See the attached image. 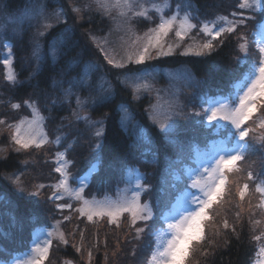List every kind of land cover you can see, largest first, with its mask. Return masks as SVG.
Here are the masks:
<instances>
[{"label":"trees","instance_id":"1","mask_svg":"<svg viewBox=\"0 0 264 264\" xmlns=\"http://www.w3.org/2000/svg\"><path fill=\"white\" fill-rule=\"evenodd\" d=\"M57 1L64 4V0ZM186 1L198 9V19L214 20L216 14L234 19L231 13L237 12L238 16L235 19H244V24L238 28L237 33L245 37L248 48L247 53L241 52L239 44L242 40L238 39L237 34H232L210 56L173 54L152 61L151 64L159 68L184 66L195 75L197 88L192 93L183 95L184 107L188 111L192 108L198 109L202 96L228 97L235 94L233 84L243 78L242 74L246 67L240 66L239 60L259 57L251 28L257 23L261 24L264 12L239 8L242 0ZM0 3L3 4L2 12L17 15L27 10V0H0ZM95 19L97 20V17ZM92 22L94 25L96 21ZM143 23L141 21L136 25L138 31H142ZM91 24L79 27L90 28ZM63 28L65 24L56 25L46 33L42 39L46 50L51 40L58 37ZM66 35L68 40L63 43L61 49L67 54H59L55 59L48 56L39 62V67H36L31 59L30 29L24 26L19 36L5 38L12 44L16 80L14 83L6 80L3 65L0 63V120L6 119L8 125L17 122L31 113L25 102L34 104L44 117V129L48 140L54 141L59 136L61 143L59 145L48 143L41 150L33 148L27 153L10 150L3 155L0 154V193L10 200L8 204L0 207V260H9L29 249L33 232L38 227L60 221V227L64 229L68 243L54 242L45 264H65L68 260L75 264H87L89 252L93 258L92 264H147L154 246L153 232L157 230L158 225L151 231L146 229L137 235L129 217H124L119 226L108 224L107 219L95 220L92 224L88 223L92 226L89 231L79 237V231L83 230L81 223L85 220L79 217L75 219L74 215L66 210L60 211L57 205L61 200L54 201L48 198L52 193L50 186L55 184L59 177L54 171L57 167L56 154L65 151V156L71 163L69 170L74 179L73 183L75 181L78 183L91 165L97 163L93 157L99 152L100 170L90 176L84 196L101 197L114 194L117 188L127 184L128 171L138 170L151 186V191L143 194V201L155 205L157 197H164L163 189L171 182L169 164L179 158L180 146L185 149L184 162L189 163L191 160L188 157L191 156L192 149L202 148L205 137L200 134H185L178 130L175 133L176 141L165 138L148 118L153 99L147 95L134 99L133 91L121 84L118 79L127 69H113L106 64L105 67L111 76L113 93L108 96V101L103 103L93 101L88 107L89 121L96 123L97 128L101 127L102 122L103 135L96 137L88 121H77L78 109L75 101L66 102L58 85L61 83L62 87L66 88L73 78L81 77L82 69L89 61L104 63V60L95 49L79 39L80 35L75 33ZM75 60L78 63L72 66ZM90 89L83 87V91L77 94L86 98ZM13 104H19L20 107L14 109ZM122 105L127 106L133 117L132 123L126 127L121 125ZM195 119L198 118L191 115L178 119L176 122L178 129L191 126ZM263 119L264 116H261L260 110L257 109V113L245 125L253 131L248 138L245 160L237 165L243 170L240 174H228L224 199L219 206L214 205L216 214L213 219L205 222L204 239L192 245L185 264H255L259 259L258 252L264 245V238L257 241L254 237L264 236V196L256 191L257 187L264 184V144L261 143L264 128L260 127ZM137 126H142L150 135L152 141L150 144L137 139L140 131ZM9 129L7 127V130ZM212 136L220 137L215 135L213 130L208 142H211ZM97 143L100 144V149H96ZM9 144V133L1 135L0 147L6 148ZM179 166L181 165L177 164L175 167ZM21 171L24 172L22 176L26 188L24 192H20L9 177ZM249 171L253 173L252 180H247ZM97 177H102L103 181L99 182ZM245 183H248L249 187L244 200L241 201L237 188L242 189ZM41 185L44 187L37 192L36 188ZM228 189L231 190L230 193ZM32 192L39 194L31 195ZM156 211L154 207V213ZM225 221L228 224L227 228L224 226ZM257 221L260 223L257 224ZM103 224L106 227H101ZM94 225L108 230L101 229L103 232L97 233ZM140 226L142 225H136Z\"/></svg>","mask_w":264,"mask_h":264},{"label":"snow or ice","instance_id":"2","mask_svg":"<svg viewBox=\"0 0 264 264\" xmlns=\"http://www.w3.org/2000/svg\"><path fill=\"white\" fill-rule=\"evenodd\" d=\"M96 3L97 7L105 13H109L113 8L120 9V15L125 17V22L130 18L129 14L145 18L149 15V10L143 8L142 5L140 6L142 10H135L134 0H115V3H109L108 0H96ZM238 7L264 12V0H242ZM73 11L79 13L81 10L73 8ZM156 11L159 12L161 9L156 8ZM180 12L181 5L178 4L175 14L167 18L161 15L159 23L145 33L143 42L138 39L133 40L131 42L132 50L128 51L119 60L110 54L108 49L101 45L95 37L92 38L97 48L103 53V58L107 64L114 69H127L126 72L121 73L118 79H120L121 84L132 87L134 99L138 98V94L141 91L150 92L152 90V85L147 80V77L152 74L142 68H130L129 65H144L149 60L171 56L175 48L181 47L192 30L198 29L199 33H203L210 39L195 49L191 47L184 48L179 53L182 56H210L232 34H237L239 40L244 39L242 35L237 33L238 28L244 24V19H235L238 16L237 12L231 13L234 19H229L227 16L217 17L219 26H217V22H213L211 25L207 22L199 25L192 23L190 13L185 12L181 16ZM55 19L59 22V13L56 14ZM53 26L51 23H46L44 28L48 30ZM258 29L261 34H264V25H258ZM69 32H71V29L66 28L60 33L59 37L53 39L50 45L53 59L58 55V51L61 55L67 54L62 49H59V46L64 43L65 33ZM169 33H174L176 37L177 42L174 46L167 44ZM40 35H45V32H41ZM6 47L9 49V55H11L12 45L8 44ZM257 47L258 59L239 60V65L246 67L242 74V79H239V68L237 70L239 82L235 85L236 92L234 95L230 94L228 97L202 96L198 109L192 108L188 111L175 100H168L163 106L154 105L149 110V120L165 138H168L178 130L185 134H200L205 137L204 146L202 148H193L194 155L188 157L192 160V164L176 168L177 164L184 165L185 149L180 146L179 158L169 164L172 183L167 184L163 189L164 197L158 196L155 205L141 202L142 195L151 191V186L146 183V177L140 175L138 170H136L134 182L122 190L123 196L119 200L96 201L86 199L83 193L87 187V177L81 178L76 188L70 185L69 181L72 179L68 171L70 162L65 159V153L63 152H57L56 154L57 167H55L54 171L59 174V177L57 183L50 186L52 193L48 198L54 201L65 199V197L75 200L80 204L75 209V212L81 217H86L88 221H92L94 217H107L108 223L119 226L118 221L120 218L127 215L130 218L131 226L136 228L137 235L146 229L151 231L158 225L157 231L153 233L156 246L151 252L148 264H185V258L188 255L190 246L194 243L198 244L204 239L205 222L213 219L216 214L214 205L219 206L224 199L228 174H240L243 170L237 165L240 161L245 160L248 138L250 137V132L253 131V129L245 127V125L252 119V115L257 109L260 110L261 116H264V40L260 41ZM239 49L241 52H248L246 43H240ZM39 52L40 45H37L33 55L39 58ZM3 62L6 67L11 64V61L7 58ZM98 68L99 66L96 64L90 63L87 65L85 76L82 79L70 82L72 87H83L87 83L88 73L96 71ZM190 75V73L185 72V78H190ZM7 80L13 83L16 80L15 75L11 71L7 74ZM70 91L69 89L65 95L67 96ZM100 101L101 103L108 101V96L100 97ZM25 103L32 109L33 119L27 120L25 118L19 124L8 126L13 129L11 135L13 149L16 152H22L33 148L40 149L48 143L59 145L61 143L59 136L54 141H49L47 135L42 132L40 124L43 118L40 117L35 105ZM83 103L77 98L78 107L82 106ZM19 107V104L12 105L14 109ZM121 111L123 112L121 125L126 127L133 117L129 114L127 107L123 105L121 106ZM188 115L198 119H195L191 126L178 129L177 118H184ZM77 118L89 121L87 116H77ZM3 124H5V121L0 120V125ZM253 124H255V121H253ZM137 127L140 128L137 139L150 144L152 142L150 135L142 126ZM260 127L264 128V121L261 122ZM213 130L215 135L220 136V138L216 139L212 136L209 143L208 140ZM102 135L103 127L101 122V127L97 128L95 136L101 137ZM261 143L264 144V136L261 137ZM100 147V144L97 143L96 149H100ZM93 159L97 163L92 164L87 175L100 170L99 152H96ZM96 179L99 182L103 181L102 177H97ZM252 179L253 173L249 171L247 180ZM12 182L19 191H26L18 178L13 179ZM40 187L43 188L44 186L41 185ZM248 187V183H245L242 189L237 188L241 201L244 200ZM228 191L230 193L231 190L228 189ZM256 191L264 196V187H257ZM30 194L38 195L39 193L32 192ZM57 207L60 211H64L65 209L71 210L73 205L66 202L58 204ZM154 207L157 209L155 213ZM256 223L259 224L260 221ZM137 224L142 226L136 227ZM224 226L225 228L228 227L227 221H225ZM57 235L62 243H68L62 233ZM52 236L53 233L48 232L47 238L39 239L37 234L27 259L21 260L17 258L12 261V264H45L49 259ZM262 238H264L262 235L254 237L257 241ZM88 255L91 257L90 252ZM258 255L259 259L256 264H264V245L259 248Z\"/></svg>","mask_w":264,"mask_h":264},{"label":"rangeland","instance_id":"3","mask_svg":"<svg viewBox=\"0 0 264 264\" xmlns=\"http://www.w3.org/2000/svg\"><path fill=\"white\" fill-rule=\"evenodd\" d=\"M109 3H115V0H108ZM53 4H56L55 6ZM181 5V12L180 15L183 16L185 12L190 13L191 15V22L196 23V24H202V23H209L210 25L213 22H217V17L224 16L222 14H216L214 15V20H203V19H198V9L193 6V4L189 1L186 0H134V5H135V10H142L140 6L142 5L143 8H147L149 10V15L147 18L145 17H135L131 16L129 14L130 18L127 19V22H125V17H122L120 15V9L118 8H113L109 13H105L103 10L99 9L97 7L96 0H64V4L61 3L60 1L57 0H27V5L26 9L24 12L20 14H11L7 12H2L1 7L3 6L2 3H0V52H1V58H0V63L3 65V73L6 76L7 80V74L9 71H11L15 77V69L13 67V52H12V47H11V55H9V49L6 47V45L11 44L9 39H5L6 37L9 36H19L22 33V29L24 26H26L28 29L31 30L32 34V61H34L33 64H35L36 67L40 66V61L44 60L46 57H50L53 59L51 55V49L50 45L53 42V39L56 38L54 37L51 40V43L48 47V50L45 49L44 44L42 39L46 36V33L51 30L53 27L56 25H63L65 24V28H63L61 32L64 31L66 28H70L71 32L67 34H77L78 36L80 35V40L85 41V44L90 46L91 48L95 49L101 58H103V53L97 48L96 43L93 42V37L96 38V40L103 46H105L110 54L114 55L117 60H119L121 57L125 56L126 53L130 50L131 48V42L133 40H139L140 42H143V38L145 33L148 32L150 28H154L160 20V16L164 15L166 18L175 14L177 5ZM59 5V6H57ZM65 8H64V7ZM73 8L80 9L81 11L79 13L74 12ZM156 8L161 9V11H156ZM60 14V20L59 22L56 21L55 16L56 14ZM66 14V15H65ZM74 17V18H73ZM97 17V20L95 19ZM66 19V23H65ZM95 24H91L92 21ZM143 23L144 27H141L142 31H138L136 25L139 23ZM46 23H51L54 26L51 29L45 30L44 25ZM85 23V24H84ZM91 24L92 26L90 28H81L79 27L80 25H87ZM93 23V22H92ZM219 23V22H218ZM258 25H264V20L261 22V24L257 23L254 27L251 28V33L254 35V42H255V49L256 51L258 50V43L262 40H264V34H261L260 30L258 29ZM219 26V24H217ZM41 32H45V35H40ZM201 35V38H200ZM60 36V34H59ZM58 36V37H59ZM244 37V36H243ZM210 39V37L205 36L203 33H199L198 29L192 30L190 33L189 37H187L184 42L182 43L180 48H175V51L173 54H179L184 48H197L199 45L204 43L206 40ZM64 44L68 40V35H66L63 38ZM75 42V41H74ZM73 42V43H74ZM77 42V41H76ZM176 37L174 33H169V37L167 38V44L168 45H175L176 44ZM241 43H246V39L241 41ZM12 45V44H11ZM40 45V52L38 54L39 58L37 56L33 55V52L36 49V46ZM63 43L59 46V49H61V46ZM172 54V55H173ZM59 55V51H58ZM57 55V56H58ZM56 56V57H57ZM7 58L11 61L10 66L6 67L4 64V59ZM160 58V57H159ZM158 59V58H157ZM253 59H258L253 58ZM104 60V58H103ZM155 59L149 60L145 63V65L149 66H143V65H132L134 66L133 68H142L146 70V72L151 73L152 75L147 77L148 82L152 85V90L150 92H143L141 91L138 96H145L147 95L151 99H153V102L150 105V109L154 105H165L166 101L168 100H175L177 103L180 105L184 106V100H183V95L184 94H190L193 92L194 89L197 88V79L193 73L190 72V70L187 67H177V68H159L152 63ZM78 63V61L75 60V62L72 63V66H75ZM90 63L96 64L99 66L98 70L92 71L88 73L87 76V83L83 87L91 88L88 90L87 97L82 98V95L77 94L79 91H83V87H75L73 88L71 83L74 80L82 79L85 76V68L87 65ZM149 63V64H148ZM109 68H112L111 65L107 64V62L104 60V63L99 62V61H89L87 65L82 69L81 77L78 78H73L72 81L68 82L67 87L63 88L61 83H59V89L60 92L62 93L64 99L66 102H70V100L75 101V105L77 106V116H87L89 118V113H88V107L93 104V101L99 102L100 97L102 96H110L113 93V87H112V81H111V76L109 75V71L105 67L106 65ZM114 69V68H113ZM185 72L190 73V78H185ZM121 75H119L120 77ZM120 80V79H119ZM239 82V81H238ZM235 82L233 84L234 92H236V87L235 85L238 83ZM132 91V87L128 86ZM71 90L70 93L66 96V92L68 90ZM80 93V92H79ZM211 97H224V96H211ZM77 98H79L81 101L84 103L82 106L77 105ZM88 102V103H87ZM89 104V105H87ZM125 106V105H123ZM36 107V106H35ZM127 107V106H125ZM36 109L39 112V109L36 107ZM128 109V108H127ZM30 115L27 117H22L19 121L13 122L12 124L9 125H16L19 124L21 120L27 119V120H32L33 119V112L32 109L30 108ZM129 111V110H128ZM257 113V110L253 113L255 115ZM121 114L123 116V112L121 111ZM129 114L131 115V112L129 111ZM40 117L43 118L42 123L40 124L41 130L44 134H46L45 129H44V117L42 114L39 112ZM252 115V117H253ZM132 116V115H131ZM77 121H85L83 119H78L76 118ZM180 118H177V120ZM176 120V122H177ZM5 124L0 125V136L5 135L6 133H9L10 135V144L8 147H0V154L3 155L5 152L7 153L10 150H13L12 146V141H11V135L13 132V129L7 130L8 122L6 119L4 120ZM131 122L127 123L131 124ZM264 121L261 120V122ZM89 122V121H88ZM260 122V124H261ZM87 124V123H86ZM88 124H90L91 127H93V132L97 130L96 123L90 121ZM126 125V126H127ZM246 127V126H245ZM170 141H174L175 139V133L171 134L169 137ZM220 137H217L216 139H219ZM176 141V139H175ZM210 143V142H209ZM46 147L44 145L42 148ZM40 148L39 150H41ZM197 148V147H194ZM29 151V150H28ZM28 151H22V153H27ZM65 153V151H61ZM191 156L194 155L193 151L190 153ZM190 157V156H189ZM57 159V157H56ZM65 159L68 160L65 156ZM189 159V158H188ZM191 160V159H190ZM69 161V160H68ZM70 162V161H69ZM71 164V163H70ZM69 164V168H70ZM96 164V163H95ZM191 162L189 163L184 162V165L179 166L181 168L182 166H187L191 165ZM92 166V165H91ZM68 168V171L70 172ZM91 168V167H90ZM170 172V170H169ZM88 173V172H87ZM87 173L82 177L86 179V183L88 185L90 181V176L94 174L95 172L91 173V175H87ZM71 174V173H70ZM24 175V172H17L14 175H10L9 177L11 180L18 178L21 185L25 188L24 182L22 179V176ZM136 177V171H128V176H126V181L127 184L121 188H117L114 194H107L101 197L97 196H90V195H85L84 197L88 200H96V201H105V200H111V201H117L123 196L122 190L126 187L131 185ZM72 178V176H71ZM81 179V178H80ZM79 179V181H80ZM74 179H70V185L73 188H76L78 186V183L76 181L73 183ZM57 183V181L55 182ZM172 183V178L171 182ZM227 183V181H226ZM259 187H264V184L260 185ZM41 189L40 186L36 188L37 192H39ZM86 189V188H85ZM26 190V188H25ZM21 192V191H20ZM84 195V193H83ZM9 199L7 197L0 193V207L4 204L9 203ZM71 203L73 205V208L71 210L65 209L69 213H72L74 215V218L77 219V217L84 219L85 221L81 223V228L83 229L82 231H79L78 235L79 237L83 235L84 232L89 231V229L92 227L88 223L92 224L95 220H102V219H107V217H94L92 221H88L86 217H81L78 215V213L75 212V209L80 206L78 202L72 199H68L65 197V199H62L59 204H64V203ZM141 202L145 203L143 201V195L141 197ZM149 203V202H146ZM264 203V200H263ZM150 204V203H149ZM64 210V211H65ZM69 216V215H68ZM124 217L128 218L127 215L123 216L120 218L118 221V224L120 225L124 221ZM130 220V218H128ZM109 224V223H108ZM113 226H117V224H112ZM76 224H74L75 226ZM61 222H54L53 224L45 225L43 227H38L37 229L34 230L33 232V240L36 239V235H39V239H45L47 238V233L52 232L53 236L51 237L52 239V245L50 248V252L52 250V247L54 245V242H61L58 239V233H62L67 240L65 234H64V229L61 227ZM73 226V225H72ZM105 226L103 224L101 227ZM100 226H95L94 228L97 233L103 232L101 229H106L108 228H101ZM106 227V226H105ZM109 227V226H108ZM158 229V228H157ZM157 231V230H156ZM155 232V231H154ZM153 232V233H154ZM75 234V233H74ZM74 238V237H73ZM33 240L29 246V249H27L23 253H19L12 257L11 259H6V260H0V264H12V261L14 259H27L28 255H30V249L33 247ZM103 242H105V238L102 239ZM153 240H154V246L153 250L156 246V241L154 239L153 235ZM74 242V241H73ZM64 244V243H63ZM75 245V244H74ZM193 245V244H192ZM190 246L191 247L193 246ZM152 250V251H153ZM190 252V250H189ZM188 252V254H189ZM50 254V253H49ZM188 256V255H187ZM186 256V258H187ZM151 257V255H150ZM185 258V259H186ZM150 259V258H149ZM148 259V261H149ZM91 261H93V258L89 257L86 259L87 264H92ZM257 262V261H256ZM255 262V264H256ZM65 264H75L72 263L71 261L65 262ZM148 264V262H147Z\"/></svg>","mask_w":264,"mask_h":264}]
</instances>
